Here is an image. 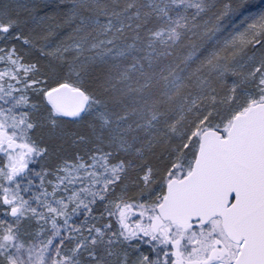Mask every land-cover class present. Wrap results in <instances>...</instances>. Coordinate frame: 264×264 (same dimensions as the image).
<instances>
[{"label": "snow or ice", "instance_id": "6c2138e0", "mask_svg": "<svg viewBox=\"0 0 264 264\" xmlns=\"http://www.w3.org/2000/svg\"><path fill=\"white\" fill-rule=\"evenodd\" d=\"M0 264H264V0H0Z\"/></svg>", "mask_w": 264, "mask_h": 264}]
</instances>
